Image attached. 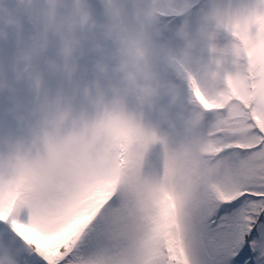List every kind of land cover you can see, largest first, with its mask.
Segmentation results:
<instances>
[{"label":"clouds","instance_id":"clouds-1","mask_svg":"<svg viewBox=\"0 0 264 264\" xmlns=\"http://www.w3.org/2000/svg\"><path fill=\"white\" fill-rule=\"evenodd\" d=\"M0 44L14 45L0 78V192L14 189L13 213L30 221L56 223L113 169L118 194L97 226L105 241L142 234L164 190L192 204L235 183L237 156L209 151L210 133L244 143L246 116H264V0H99V11L92 0H0ZM189 77L224 107L200 105ZM120 243L133 264H155L140 239ZM28 251L0 238V264H25Z\"/></svg>","mask_w":264,"mask_h":264},{"label":"snow or ice","instance_id":"snow-or-ice-1","mask_svg":"<svg viewBox=\"0 0 264 264\" xmlns=\"http://www.w3.org/2000/svg\"><path fill=\"white\" fill-rule=\"evenodd\" d=\"M189 84L192 97L205 109L224 107L220 101L209 102L191 77ZM237 98L251 108L243 96ZM246 118L247 142L225 139L221 129L210 133L216 143L208 146L209 151L236 154V182L208 185L192 204L164 190L154 201L156 215L146 221L142 234L105 241L97 226L99 215L115 202L119 176L118 170L107 169L78 194L75 204L65 206L54 224L14 215L15 190L0 192V238L29 246L25 264H133L120 242L134 247L137 239L154 251L155 264H264V116L251 110ZM117 159L122 166L123 154Z\"/></svg>","mask_w":264,"mask_h":264},{"label":"rangeland","instance_id":"rangeland-1","mask_svg":"<svg viewBox=\"0 0 264 264\" xmlns=\"http://www.w3.org/2000/svg\"><path fill=\"white\" fill-rule=\"evenodd\" d=\"M14 3H19L21 5H27L31 4L33 0H13ZM92 3L97 6V10L99 11V0H92ZM57 40H59V37H57ZM14 53V45L11 44H0V78L3 76V70L9 61V59L12 57ZM48 54L54 55L55 54V47H50L48 50ZM57 82L55 80L49 79L48 80V87L49 88H55ZM7 97L0 93V106H5L7 104Z\"/></svg>","mask_w":264,"mask_h":264}]
</instances>
